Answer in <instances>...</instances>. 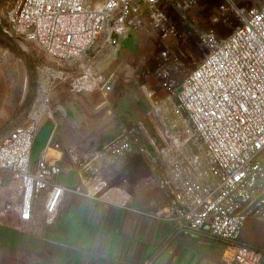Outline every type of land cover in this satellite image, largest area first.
<instances>
[{
  "label": "built area",
  "instance_id": "obj_1",
  "mask_svg": "<svg viewBox=\"0 0 264 264\" xmlns=\"http://www.w3.org/2000/svg\"><path fill=\"white\" fill-rule=\"evenodd\" d=\"M156 2L0 0V31L28 42L40 66L50 73L59 70L50 74L57 79L63 67L82 58L99 39L100 49L118 46L141 25L143 16H153ZM201 42L209 53L186 73L171 98L173 116L167 118L163 101L149 111L157 139L148 137L139 124L121 126L85 158L53 133L33 162L44 114L52 131L56 129L44 96L41 109L24 126L0 140V174L10 178L1 192L7 204L0 211L7 216L10 205L12 229L22 232L36 209L44 224L52 225L65 194L102 207L119 204L115 196L101 195L108 184L99 164L110 167L140 158L147 169L141 187L161 194L162 206L152 214L154 219L199 236L196 240L203 243L223 244L219 264H263L264 247L241 244L239 235L249 220L264 224V0L240 16L226 38L204 35ZM99 80L76 77L73 90L93 92L103 82L99 90L109 94L111 78ZM69 169L82 191L63 182Z\"/></svg>",
  "mask_w": 264,
  "mask_h": 264
},
{
  "label": "rangeland",
  "instance_id": "obj_2",
  "mask_svg": "<svg viewBox=\"0 0 264 264\" xmlns=\"http://www.w3.org/2000/svg\"><path fill=\"white\" fill-rule=\"evenodd\" d=\"M262 2L157 0L153 8L154 17L150 14L143 16L141 25L118 46L100 49L99 39L82 58L66 65L57 79L49 72L37 70L39 63L32 56L28 42L9 38L0 31V67L10 64L15 69L18 84L26 77L28 91L25 99H22V106L28 107L32 103L33 113L41 109L45 98L49 100L50 110L54 111L60 94L64 93L67 98L77 100L81 107L76 109L74 105L77 114L82 116L84 112L104 120L106 127L113 126L109 136L121 126L139 124L148 137L157 139V127L149 111L155 103L163 101L167 118L173 116L170 112L171 98L186 73L209 53V48L201 42V38L204 35H212L216 40L226 38L239 24L240 16ZM85 75L100 80L111 78L112 91L104 94L99 90L103 84L100 82L93 92L76 93L72 85L76 77ZM62 117L67 116H61L59 111L53 113L57 130L60 122L64 126ZM43 118L49 122L45 114ZM18 119H21V115H18ZM73 135L71 132L64 139L65 144L77 148L85 155L90 151L92 157L97 149L91 151L92 146L87 145L84 150L80 149ZM9 183L10 178L0 174V209L3 204H7L1 192ZM43 197V193L38 196L39 203ZM8 206L7 216L0 211V264H28L30 245L34 244L35 249H40L44 242L38 236H33V239L29 237L32 242L28 243L26 226L20 232L21 235L14 231L12 225L15 218ZM214 244L224 253L223 244ZM51 250L53 253L57 251L55 247H51Z\"/></svg>",
  "mask_w": 264,
  "mask_h": 264
},
{
  "label": "crops",
  "instance_id": "obj_3",
  "mask_svg": "<svg viewBox=\"0 0 264 264\" xmlns=\"http://www.w3.org/2000/svg\"><path fill=\"white\" fill-rule=\"evenodd\" d=\"M37 70L49 72L40 65ZM58 71L51 70V73ZM27 85L26 77L18 84L15 69L10 64L0 67V140L17 127L24 126L33 114L32 103L28 107L22 106ZM66 96L60 94L53 111L67 116L62 117L64 126L58 122V130L50 128L46 142L54 133L63 145L68 146L64 139L72 132L80 149L84 150L87 145L95 151L100 141L109 137L113 126L106 127L104 120L90 114H77L76 109L81 108L77 100ZM47 126L50 124L43 120L40 132ZM83 155L91 158L90 151ZM99 165L108 184L101 195L111 194L119 204L102 207L97 201L65 194L52 225H45L41 210L36 209L32 221L25 225L28 237L25 238L30 243L29 237L38 236L45 244L40 249H35L34 244L28 246V264H219L223 254L220 247L196 241L199 236L192 239L190 235L175 230L172 223L152 217L154 211L162 206L161 194L156 188L141 187L147 169L140 158L120 160L110 167ZM63 182H70L82 191L80 182L70 169L66 171ZM239 241L256 250L263 248L264 224L247 221ZM51 247L57 251L53 253Z\"/></svg>",
  "mask_w": 264,
  "mask_h": 264
},
{
  "label": "water",
  "instance_id": "obj_4",
  "mask_svg": "<svg viewBox=\"0 0 264 264\" xmlns=\"http://www.w3.org/2000/svg\"><path fill=\"white\" fill-rule=\"evenodd\" d=\"M51 127L47 126L44 130H42L40 132V134L37 136L35 142H34V147H33V152H32V161L35 160V157L37 156V154L40 152V150L44 147L45 142L47 140L48 137V133H49V129ZM67 184H70V182H65ZM202 230L207 232L208 231V226L204 225L202 227Z\"/></svg>",
  "mask_w": 264,
  "mask_h": 264
}]
</instances>
